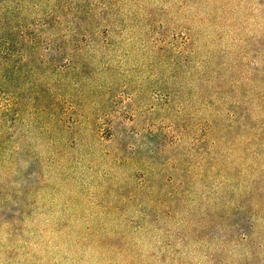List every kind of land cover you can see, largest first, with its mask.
I'll list each match as a JSON object with an SVG mask.
<instances>
[{
	"label": "rangeland",
	"instance_id": "374dc122",
	"mask_svg": "<svg viewBox=\"0 0 264 264\" xmlns=\"http://www.w3.org/2000/svg\"><path fill=\"white\" fill-rule=\"evenodd\" d=\"M0 264H264V0H0Z\"/></svg>",
	"mask_w": 264,
	"mask_h": 264
}]
</instances>
